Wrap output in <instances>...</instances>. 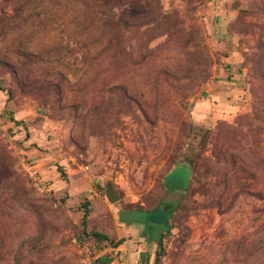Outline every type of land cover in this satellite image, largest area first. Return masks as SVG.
I'll use <instances>...</instances> for the list:
<instances>
[{"label":"rangeland","instance_id":"rangeland-1","mask_svg":"<svg viewBox=\"0 0 264 264\" xmlns=\"http://www.w3.org/2000/svg\"><path fill=\"white\" fill-rule=\"evenodd\" d=\"M3 130L0 264H264V0H0Z\"/></svg>","mask_w":264,"mask_h":264},{"label":"crops","instance_id":"crops-1","mask_svg":"<svg viewBox=\"0 0 264 264\" xmlns=\"http://www.w3.org/2000/svg\"><path fill=\"white\" fill-rule=\"evenodd\" d=\"M177 165L171 167L170 170L164 175V181L172 175ZM188 175L187 181L190 178V170L187 168ZM165 185V184H164ZM160 213V214H158ZM121 231L125 237L119 240L112 250L117 255L115 259L121 260L122 264L127 262H134L135 253L131 250H137L138 252L144 251L148 248V263L151 264L153 256L149 257L150 254L154 255L157 243L162 238V234L165 230V217L162 212H138L132 211L122 215L121 217ZM114 259V260H115ZM107 260V259H103ZM109 262H114L113 259L108 258Z\"/></svg>","mask_w":264,"mask_h":264},{"label":"built area","instance_id":"built-area-1","mask_svg":"<svg viewBox=\"0 0 264 264\" xmlns=\"http://www.w3.org/2000/svg\"><path fill=\"white\" fill-rule=\"evenodd\" d=\"M0 136L4 140L9 141V136L5 130L2 131ZM18 163H19L20 168L22 169L23 173H25V175L28 177V179L30 181H32V182L40 181V184H42V186H44L43 180H41V178H40V173L38 172V170L34 166L28 165L27 161L23 157L18 159Z\"/></svg>","mask_w":264,"mask_h":264},{"label":"trees","instance_id":"trees-1","mask_svg":"<svg viewBox=\"0 0 264 264\" xmlns=\"http://www.w3.org/2000/svg\"><path fill=\"white\" fill-rule=\"evenodd\" d=\"M151 211H155V212H159L160 211V212H162V210L160 208H154V209L150 210L149 212H151ZM146 212H148V211H146ZM164 217H165V219H164V221H165L166 220V214L165 213H164ZM160 241L161 240H159L158 243H157L158 246L160 245ZM156 261H157V257L154 258V263L153 264H156ZM108 262H109V260L107 259V260H101L100 263L107 264Z\"/></svg>","mask_w":264,"mask_h":264}]
</instances>
